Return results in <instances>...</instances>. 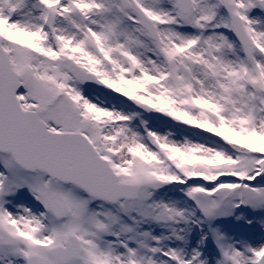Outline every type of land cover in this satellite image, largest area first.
Returning <instances> with one entry per match:
<instances>
[{"label":"snow or ice","instance_id":"1","mask_svg":"<svg viewBox=\"0 0 264 264\" xmlns=\"http://www.w3.org/2000/svg\"><path fill=\"white\" fill-rule=\"evenodd\" d=\"M0 264H264V0H0Z\"/></svg>","mask_w":264,"mask_h":264}]
</instances>
